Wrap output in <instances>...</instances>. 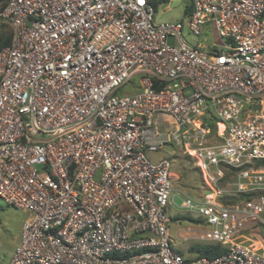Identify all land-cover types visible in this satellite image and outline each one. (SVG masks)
<instances>
[{
  "label": "built area",
  "instance_id": "obj_1",
  "mask_svg": "<svg viewBox=\"0 0 264 264\" xmlns=\"http://www.w3.org/2000/svg\"><path fill=\"white\" fill-rule=\"evenodd\" d=\"M156 1L2 0L0 199L31 213L6 264H264V0L162 23ZM167 146L202 174L180 206L216 257L173 248Z\"/></svg>",
  "mask_w": 264,
  "mask_h": 264
},
{
  "label": "rangeland",
  "instance_id": "obj_2",
  "mask_svg": "<svg viewBox=\"0 0 264 264\" xmlns=\"http://www.w3.org/2000/svg\"><path fill=\"white\" fill-rule=\"evenodd\" d=\"M190 0H158L155 2V23L177 22L185 20V9L190 4ZM3 3L0 2V39L7 38L13 33L11 25L4 20L2 16ZM204 38H207L206 40ZM188 40L192 44L201 42V44L211 45V41L218 43L217 34L207 33L201 37L189 36ZM170 42H174L172 39ZM132 92L130 86L124 87L118 91V95H124ZM168 157L174 160L173 171L175 173L173 181V199L167 208V214L171 218L169 224L172 238V245L175 250L186 258H195L199 255L194 250V246L199 243L197 236L204 230L205 225H199L196 221L198 215L193 210H187L180 206L182 199L186 195L195 196L203 191L202 174L194 164V161L185 156H176L173 154V148L168 146L159 153L151 155L152 159ZM233 181V174L229 171L222 185L225 187ZM31 216V213L16 207L7 205L0 199V264H6L15 252L20 242L22 227L25 221ZM187 217V218H184ZM260 236L264 240V234ZM186 237V239H184ZM256 240V239H255Z\"/></svg>",
  "mask_w": 264,
  "mask_h": 264
},
{
  "label": "trees",
  "instance_id": "obj_3",
  "mask_svg": "<svg viewBox=\"0 0 264 264\" xmlns=\"http://www.w3.org/2000/svg\"><path fill=\"white\" fill-rule=\"evenodd\" d=\"M0 2H2V0H0ZM3 9H4V5H3ZM11 40H12V34L7 38L0 39V49L8 45L11 42ZM194 250L197 251L201 256H206L210 258L216 257L224 252V250L220 248L218 245H207V244H197L194 246Z\"/></svg>",
  "mask_w": 264,
  "mask_h": 264
},
{
  "label": "bare ground",
  "instance_id": "obj_4",
  "mask_svg": "<svg viewBox=\"0 0 264 264\" xmlns=\"http://www.w3.org/2000/svg\"><path fill=\"white\" fill-rule=\"evenodd\" d=\"M254 244L256 245L257 249H260L262 247V244L260 242L256 241Z\"/></svg>",
  "mask_w": 264,
  "mask_h": 264
}]
</instances>
